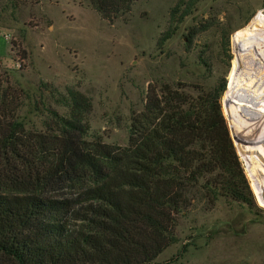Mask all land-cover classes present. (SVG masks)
Segmentation results:
<instances>
[{"label":"trees","instance_id":"trees-1","mask_svg":"<svg viewBox=\"0 0 264 264\" xmlns=\"http://www.w3.org/2000/svg\"><path fill=\"white\" fill-rule=\"evenodd\" d=\"M134 1L88 0L109 22ZM197 2L177 0L158 44ZM224 88L148 84L121 146L87 138L92 101L72 87L61 98L67 115L51 110L45 130H28L15 113L20 91L0 70V264H147L174 242L195 196L254 206L221 112Z\"/></svg>","mask_w":264,"mask_h":264},{"label":"rangeland","instance_id":"rangeland-1","mask_svg":"<svg viewBox=\"0 0 264 264\" xmlns=\"http://www.w3.org/2000/svg\"><path fill=\"white\" fill-rule=\"evenodd\" d=\"M176 2L135 0L130 13L109 22L88 0H23L16 8L0 0V70L20 91L15 113L28 130H45L51 110L67 115L61 98L72 87L92 101L87 138L121 146L128 144L131 118L142 110L148 84L169 83L192 95L224 84L221 112L255 205L222 196L208 205L195 196L177 217L174 242L147 264H264L262 186L249 177L239 151L262 147L264 170V141L248 144L264 115L261 106L253 116V109L246 114L226 103L234 61L243 58L264 74V31L254 20L259 14L264 19V0H198L158 44Z\"/></svg>","mask_w":264,"mask_h":264},{"label":"bare ground","instance_id":"bare-ground-1","mask_svg":"<svg viewBox=\"0 0 264 264\" xmlns=\"http://www.w3.org/2000/svg\"><path fill=\"white\" fill-rule=\"evenodd\" d=\"M260 13L261 15H264L263 11H260ZM254 20H255V26L264 31V19L260 18V14L254 16ZM237 60L238 61L233 62L229 74L230 81L228 83L229 84L228 86H230L229 88H231L232 91L230 93H227L226 103L227 105L233 104L235 105V107L236 106L242 107L243 110L244 109L246 110L247 112L246 114H248V112L250 113L251 110L253 109L252 110L253 116L255 115L256 110H258L259 107L261 106L262 108L261 112L264 115V100L262 101L260 98V96L264 95V83H263L264 74L255 71L252 67L255 65L252 64L251 66L243 58H238ZM259 65H263L264 68V59L262 62L259 63ZM259 80H261V83H258ZM232 94L235 95V97H232ZM249 119L250 121H248V123H250L251 120L254 118L249 117ZM257 132H259L257 135H255L254 137H250L251 139L249 140L248 144H251L250 142H252V144L253 143L255 144L264 141V117L262 120V129H260ZM237 142L243 143L241 138L240 139L238 138ZM250 148L239 149V151L246 163V169L249 177L254 179V181L256 179L260 181L259 185L262 186L260 190V199L264 203V199H262V195L264 194V170L262 169V167H260L263 166L261 163L263 160V155H262L263 148L262 147H255L252 149ZM257 181L255 182L256 184H258Z\"/></svg>","mask_w":264,"mask_h":264},{"label":"water","instance_id":"water-1","mask_svg":"<svg viewBox=\"0 0 264 264\" xmlns=\"http://www.w3.org/2000/svg\"><path fill=\"white\" fill-rule=\"evenodd\" d=\"M262 199H264V194L262 195Z\"/></svg>","mask_w":264,"mask_h":264}]
</instances>
